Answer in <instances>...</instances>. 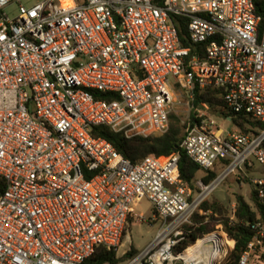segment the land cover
<instances>
[{"label":"built area","instance_id":"2783aa9c","mask_svg":"<svg viewBox=\"0 0 264 264\" xmlns=\"http://www.w3.org/2000/svg\"><path fill=\"white\" fill-rule=\"evenodd\" d=\"M197 88L219 91L223 104L196 107ZM183 106L181 148L204 176L217 173L208 185L181 181L179 155L133 164L91 134L105 126L126 139L164 135ZM231 114L257 133L236 134ZM257 164L264 25L255 0H0V264H88L99 247L119 264H186V228L229 176L247 178L264 205V173L250 176ZM145 198L161 227L127 259L119 250L132 220H146L135 214ZM251 229L240 264H264V223Z\"/></svg>","mask_w":264,"mask_h":264},{"label":"trees","instance_id":"16d2710c","mask_svg":"<svg viewBox=\"0 0 264 264\" xmlns=\"http://www.w3.org/2000/svg\"><path fill=\"white\" fill-rule=\"evenodd\" d=\"M255 13L262 19V25H264V0H255ZM179 31L181 41L184 47H191L185 37H187V20L177 17L174 23ZM198 47V46H197ZM195 47H192L194 50ZM220 92H201L198 88L194 91V105L199 107L203 104H223V100L219 97ZM96 97L101 100L110 101L113 98L109 94L97 92ZM114 98H117L114 96ZM231 119L235 127L241 132L257 133V124L249 120L243 115L231 114ZM263 128V126H260ZM91 134L94 138H101L108 141L114 146L116 151L124 158L130 160L133 164H137L149 156H156L159 158H172L175 155H179V170L180 179L182 182L188 184L194 189V183L198 180V176L202 173L201 168L194 163L181 148L183 140V127L178 117L172 115L170 119L169 131L160 136H152L148 138L137 137L134 139H126L122 134L114 133L110 128L105 126L94 127L91 130ZM217 177V173L210 172L206 176H202L204 184L208 185ZM245 183H249L247 178L242 176ZM6 184L3 179L0 178V194L5 191ZM250 200L253 205L248 204L244 197L237 195L235 203L237 205L235 222L230 223V215L227 208L223 207L218 202L205 201L200 210L206 215H200L196 213L193 216L192 222L194 226H188V237L184 245L179 251L185 250L180 256L188 254L199 243L206 238L215 235L214 233L217 226L223 227L225 232L231 239L224 238L228 247H231V253L229 254L225 264H240V258L248 243L253 239V232L251 225L256 222L264 223V205H262L257 199L256 192L252 188L250 194ZM214 233V234H212ZM211 234V235H210ZM208 235V236H207ZM139 252L135 249H131L125 258H131L137 255ZM124 259H117V254L113 251H108L105 247H99L95 255L89 260L88 264H119Z\"/></svg>","mask_w":264,"mask_h":264},{"label":"rangeland","instance_id":"374dc122","mask_svg":"<svg viewBox=\"0 0 264 264\" xmlns=\"http://www.w3.org/2000/svg\"><path fill=\"white\" fill-rule=\"evenodd\" d=\"M42 0H21V4L26 7L34 6L38 3H40ZM6 14L9 15L11 18L17 16L18 14V4L12 5L10 8L6 9ZM187 106H183L179 111V120L181 122V126L183 127V132L185 130L184 123L186 121L187 117ZM225 129L231 128V126L226 123L224 126ZM232 130L236 133H243L237 128L233 127ZM245 134V133H243ZM256 171L251 174L250 176H259L264 173V167L261 165L256 166ZM203 176L202 173L199 174V178L201 179ZM239 178L241 180H239ZM252 192V186L250 183H245L242 176L240 177V174H235L229 176L214 192L213 194L208 198L207 201L210 202H218L223 207L227 208L228 213L230 215V210L232 205L235 203V198L237 195H241L244 197L245 201L248 204H252L250 200V194ZM135 214L136 216L143 215L146 220L142 221L138 218H135L132 220L131 225L129 226L126 236L123 241V245L119 250V255L123 256V254L131 251V249L137 250L139 253L144 251L148 248V246L155 240L161 224L159 222H152L154 219V212L153 207L151 203L148 201V199H143L135 208ZM223 234L226 239H231L228 237V235L223 232V228L216 227L215 233ZM221 250L222 255L220 258L216 261L215 264H225L229 254L231 253V247H228L226 242L223 240L221 241Z\"/></svg>","mask_w":264,"mask_h":264},{"label":"bare ground","instance_id":"6f19581e","mask_svg":"<svg viewBox=\"0 0 264 264\" xmlns=\"http://www.w3.org/2000/svg\"><path fill=\"white\" fill-rule=\"evenodd\" d=\"M224 235L217 233L201 241L188 254L180 256L186 264H215L222 255L221 241Z\"/></svg>","mask_w":264,"mask_h":264}]
</instances>
